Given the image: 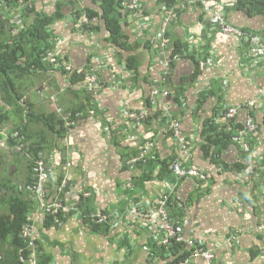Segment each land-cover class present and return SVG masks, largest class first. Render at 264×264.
Returning a JSON list of instances; mask_svg holds the SVG:
<instances>
[{
	"label": "crops",
	"instance_id": "1",
	"mask_svg": "<svg viewBox=\"0 0 264 264\" xmlns=\"http://www.w3.org/2000/svg\"><path fill=\"white\" fill-rule=\"evenodd\" d=\"M137 1L143 8L141 16L118 10L131 45L139 43L138 48L127 53L115 50L105 41L106 29L87 33L74 28L73 7L101 11L100 0H33L37 9L49 15L56 12L59 4L62 7L65 19L52 27L57 58L67 55L66 59L75 68L91 69L103 84V90L94 100L100 112L80 119L64 140L65 154L56 150L50 154L58 160L61 156L72 157L69 177L74 183L65 199L75 201L82 189L94 184L100 191L91 206L94 212L118 213L123 204L133 205L120 215L118 226L109 234L92 233L79 215H74L60 228L51 229L45 228L43 217L36 215V240L43 254L53 257L54 264H169L173 260L169 251L164 253V258L160 251L153 252V248L159 249L163 238L160 217L140 220L136 218V210L133 211L137 208L149 214L169 192L173 200L185 206L179 228L185 238V248L194 250L187 259L191 264H205L196 256L199 245L212 252V264H264V175L261 174L264 171L254 175L251 170L264 163V95L260 93L264 89V63H255L249 58L244 40L212 31L209 15L202 18L203 13L198 9L183 13L168 27L171 43L180 40L186 46L183 57L173 63L172 91L179 90L195 71V64L189 58L192 55L204 53L213 64L192 85H184L181 107L177 109L169 100L164 102L172 107L170 112L192 139L188 162L205 171L209 180L200 191L193 180L175 181L167 176L158 179V174L144 186L135 185L130 192L122 186L134 174L137 178L140 175L138 170L130 173L122 170L121 155L127 149H137L144 140L152 138L157 140L156 152L161 160L176 158L179 150L175 140L162 133L161 120L137 124L127 118L132 111L146 110L145 97L150 87L160 85L164 69L162 56L154 49L148 51L146 42L157 41L167 7L157 0ZM226 18L237 28L256 32L264 29L262 18H250L232 7ZM129 55L141 59L140 76L148 77L150 83L145 93L129 88L131 73L125 67ZM30 79L22 88L25 98L34 105L35 115L53 113L51 97L64 108L88 109L85 90L81 85L71 86L63 71L48 69L33 74ZM219 88L221 92L216 94ZM252 101L256 102L253 116L259 125L253 155L244 158L241 149L232 145L220 155V163L228 165V169H223L202 152L201 135L206 121L213 120L219 127L236 132L247 122L248 113L244 107ZM233 107L240 108L238 115L228 121L222 112ZM31 124L34 133L44 127L38 122ZM3 129L8 131V127ZM113 133L119 135V143L114 141ZM0 148L8 151L4 142H0ZM237 163L243 164L247 172L234 173L231 167Z\"/></svg>",
	"mask_w": 264,
	"mask_h": 264
},
{
	"label": "trees",
	"instance_id": "2",
	"mask_svg": "<svg viewBox=\"0 0 264 264\" xmlns=\"http://www.w3.org/2000/svg\"><path fill=\"white\" fill-rule=\"evenodd\" d=\"M203 1H209L208 7L211 12L206 11ZM134 2L140 6L139 9L131 10L130 6ZM157 2L165 5L168 10L161 29H163L164 22L168 18V12L174 14V18L167 25L165 33V38L168 39L169 45L166 48L162 46L164 37L160 35L157 41H147L146 49L148 51L154 49L155 53L157 52L158 55L162 56L164 60L163 67L166 62L169 63L170 74L164 79L162 76L163 80L159 86L153 85L152 88L150 87L149 95L145 97L146 110L132 111L127 118L129 121L137 123L131 120L129 115H140L141 112H148V116L145 119H140L137 124H150L149 122L161 120L162 126L164 125L162 133L167 138L175 140L176 145L179 147V150H177L178 156L169 160H161L156 152L157 140L152 138L144 140L137 149H127L121 155L122 170H126V173L138 170L140 175L137 178L135 177L137 175L134 174L122 186L126 191L130 192L135 185L144 186L147 181L154 179L155 174H158V179L162 176H167L175 181L193 180L196 182L197 190H199L204 183L208 182L209 176L205 171L196 168L188 162L193 144L192 139L184 133L182 124L170 112L172 107L164 101L168 102L169 100L177 109L181 107L182 95L185 91L184 85H192L202 72L213 64V60L208 59L204 53L189 57L195 64V71L179 90L173 92L171 83L173 63L175 59L183 57L186 46L180 40H175L173 44L171 43L168 36V27L183 13L198 9L203 13L202 18L205 15H209L208 24L211 30L218 31L212 26L211 18L212 13L217 12L218 7L223 4L226 5L223 9L226 21L227 12L231 9V5H233L232 8L234 10L242 12L250 18L258 17L264 20V0H202V2L201 0H194L192 4L183 0H157ZM72 5L74 6V3ZM100 8L101 11L73 7L74 28H77L80 18L86 15L90 20V24H84L78 30L96 33L102 31L101 29H106L108 37L105 41L111 44L115 50L117 48L120 51L130 53V51L138 48L139 43L135 46L131 45V39L124 31L122 18L121 15H118V10L130 11L136 16H141L143 14L141 4L137 0H100ZM64 19L65 15L60 4L56 12L53 15H49L37 9L33 0H0V142H4L8 147L7 152H0V264H32L33 248L30 244V239L24 233L27 228L32 231L34 236L33 245L38 255L36 264H54L53 257L43 254V250L36 240L35 219L33 218L36 215L43 217L44 226L47 229L60 228L71 220L74 215H79L92 233L109 234L112 231L111 224H95L90 220V215L96 213V211L94 212L91 209V206L93 205V200L100 195L99 189L94 184H91L89 187L82 189V192H79V197H75V201H73V198L66 200L65 198L69 197V192L72 191V184L74 183L73 178L69 177V171L73 167L72 157L61 156L58 160L50 155L54 150L60 152L59 154H65L66 150L62 148L64 140L69 137L70 131L78 124L80 119H85L90 113L93 114L94 112V114H97L100 112L94 100L103 90V87L100 88L99 93L94 96L96 93H90L85 89L83 81L86 74L92 71L91 69L75 68L66 59L67 55L57 58L55 51L56 37L52 27ZM237 29L264 40V29L259 32L249 28ZM245 45L246 53L250 59H253L250 56L246 42ZM257 61L264 63L262 59L254 60L255 63ZM68 63L71 64L72 71H68L65 67ZM202 63L206 65L204 69L201 67ZM140 66L141 59L138 56L129 55L125 59V67L131 73V82L128 84L130 90L138 88L145 93L146 87L150 86V83L148 77L141 78ZM48 69L63 71L69 77L71 86L81 85L87 94L88 109L64 108L59 101L57 102L55 97H51L53 113L35 115L32 110L34 105L25 98V89L22 88V85L26 84V81L31 80L30 78L33 74L37 75V73L48 71ZM79 70H83V73L78 74ZM154 89L159 90L160 94L158 96L152 95ZM164 89L168 91L167 97L162 96ZM220 89L216 90V94H220ZM262 90H260V93L264 95L261 92ZM250 103H254V106L250 107ZM165 107H168V113H166ZM255 107L256 102L253 101L245 105L244 109L248 113V119L245 125L236 132H230L216 125L213 120H207L201 135L204 156L212 158L223 169H228V165L220 163V155L223 150L232 145H236L241 149L244 158L252 156L254 140L259 131V125L253 116ZM6 108H10V110L8 111ZM232 109H236L237 113L233 118H229L228 115ZM239 109L233 107L228 111L222 112V116L228 121H232L238 115ZM59 110H61V113ZM37 122L43 124L42 126L44 127L41 131L34 133L31 129V123ZM172 122L180 124L182 135L188 142L187 151L182 150L176 134L174 131L169 130ZM251 126H255V130L252 131L250 129ZM4 127H8L6 133L4 132ZM240 133H243V140L249 147V151L243 149L242 145L234 140L235 137H240ZM112 136L114 141L119 143V135L113 133ZM147 141L154 144V149L151 155L142 157L141 147ZM135 159L137 161L133 162ZM177 163L186 170H198L201 174L206 175V180L196 177H177L173 171V166ZM231 170L236 174H241L244 173L245 167L243 164L237 163L231 167ZM251 170L254 175L261 170L264 171V163L261 166H253ZM42 171L47 172L49 175V181L45 185L47 195L44 207H42V200L36 192ZM246 172L247 170H245ZM261 174L264 175V172ZM262 180H264V176ZM61 188H63L62 191H60ZM60 195L64 198H60ZM165 197L169 198L165 208L166 212L172 220L180 222L185 206L173 200L169 192L165 193L161 198ZM55 200H62L65 205H68L70 208L69 213H65L62 210L55 211L53 207H50L52 201ZM123 206L118 211L119 214L107 211H102V213L109 218H114L113 216L117 215L120 220V215L124 214L125 211L127 212L131 207L128 204H123ZM161 234L162 237L165 236L163 232ZM184 244L185 238L181 243H172L169 246L160 245L158 250L153 248V252L160 251V256L164 258V253L169 251V255L173 259L169 264H183L189 261L187 259L194 253V250H187ZM205 250L207 249L205 248ZM204 262L207 264L205 260Z\"/></svg>",
	"mask_w": 264,
	"mask_h": 264
},
{
	"label": "built area",
	"instance_id": "3",
	"mask_svg": "<svg viewBox=\"0 0 264 264\" xmlns=\"http://www.w3.org/2000/svg\"><path fill=\"white\" fill-rule=\"evenodd\" d=\"M183 1L189 4H192L194 2V0H183ZM203 4L205 5L206 11L211 12L210 8L208 7L209 1H203ZM225 6H226L225 4L221 5V7H218L217 12L212 13V18H211L212 26L215 27V29H218V31L222 33L223 35L245 40V42L247 43V48L249 49L250 56L253 58V60H259V59L264 60V42H263L264 40L258 36L248 34L240 29L235 28L234 26L229 25L227 21L225 20V15L223 11ZM232 6L233 5H231V7ZM130 8L131 10H137L140 8V6H138L134 2L130 6ZM172 18H174V14L172 12L170 13L168 12V18L165 20L163 29H161V33H160V35L164 37L162 41L163 42L162 46L165 48L168 47L169 45L168 39L165 38V33L167 30L166 28H167V25L171 22ZM84 24H87V25L90 24V20L88 19L86 15H83L80 18V20L77 23V28L82 27V25ZM65 67L67 68L68 71H72L71 64L68 63L65 65ZM201 67L202 69H204L206 67L205 63H202ZM81 73H83V70H79L78 74H81ZM169 74H170L169 63L166 62L164 66V70H163V75H162L163 79ZM83 85L88 92L96 93L94 96H96L99 93L100 88L103 87L99 76L93 71L86 74L85 79L83 81ZM261 92L264 93V90H262ZM159 94L160 92L157 89H154L152 92L153 96H158ZM162 96L167 97L168 91L164 89ZM249 106L253 107L254 103H250ZM168 110H169L168 107H165L166 113L169 112ZM59 112L61 113V110H59ZM236 113H237V110L232 109L230 110L228 117L233 118L236 115ZM147 116H148V112H141L140 115L138 114L129 115L130 119L136 121L137 123L140 119H145ZM66 120L68 121L67 118ZM250 129L252 131L255 130V126H251ZM169 130L174 131L179 143L181 144L182 150L187 151L188 142H187V139L182 135V132L180 130V124L178 122H172L169 126ZM234 140L238 141L242 145L243 149H245L246 151H249V147L243 140V133H240V137H235ZM153 149H154V144L152 142L150 141L145 142V144L141 147L142 157L151 155ZM136 161L137 159L133 160V162H136ZM173 171L175 172L176 176L179 178L180 177L182 178H187V177L195 178L196 177L199 179L206 180V175L201 174L198 170L196 169L186 170L182 168L181 165L178 163L173 166ZM48 181H49L48 173L45 171H42L38 187L36 188V192L42 200V207L46 205L45 199L47 195V190H46L45 185L48 183ZM62 190L63 188L60 189V191ZM168 201H169V198L167 197L161 199L159 203H157V205L155 206L156 209L149 210L150 212L149 214L142 213L138 211L137 208H134L133 210L134 212L136 210L135 212L136 218L140 220H151L152 218L154 219L157 215L160 217L161 219L160 230L165 235L162 238L160 245H167V246L171 245L172 243H181L184 240V236L181 233V230L179 228V222H176V220H172L169 217L168 213L166 212L165 208H166ZM132 206L130 207L131 209H132ZM50 207H53L55 211L62 210L65 213H69L70 211L69 206L65 205L62 200L52 201ZM113 217L114 218H109L107 215L103 214L102 212H98V213L96 212L90 215V220L95 224L109 223L112 225V228H114L115 226H118L119 224V217L117 215ZM262 232H263L262 236L264 240V227L262 228ZM24 233L28 237V239H30V244L33 248L32 256H31V263L36 264L38 255L36 254V251L33 245L34 236L32 234V231L29 228H27ZM196 256L205 260L207 264H211L214 258L212 252L209 250H205L201 245L197 246ZM183 264H191V262L186 261Z\"/></svg>",
	"mask_w": 264,
	"mask_h": 264
},
{
	"label": "rangeland",
	"instance_id": "4",
	"mask_svg": "<svg viewBox=\"0 0 264 264\" xmlns=\"http://www.w3.org/2000/svg\"><path fill=\"white\" fill-rule=\"evenodd\" d=\"M16 17H17V15H16ZM17 120H19V119L17 118ZM4 132L6 133V130H4ZM2 151H3V152H5V151L7 152V149L2 150V149L0 148V152H2ZM262 228H263V227H262Z\"/></svg>",
	"mask_w": 264,
	"mask_h": 264
},
{
	"label": "bare ground",
	"instance_id": "5",
	"mask_svg": "<svg viewBox=\"0 0 264 264\" xmlns=\"http://www.w3.org/2000/svg\"><path fill=\"white\" fill-rule=\"evenodd\" d=\"M27 110V109H26ZM5 138V137H4ZM35 208V207H34ZM36 209V208H35ZM34 209V210H35ZM36 212V211H35ZM35 215V214H34ZM33 216V215H32ZM34 218V217H33ZM35 221V220H34ZM39 230V229H38ZM39 234V233H38ZM37 248V247H36ZM41 248V247H40ZM38 249V248H37ZM37 252V251H36ZM43 253V252H42ZM39 254V253H38ZM41 256V255H40ZM42 258V257H41Z\"/></svg>",
	"mask_w": 264,
	"mask_h": 264
}]
</instances>
